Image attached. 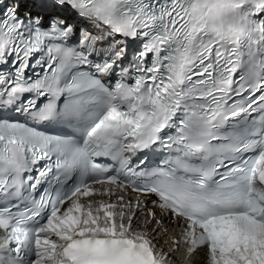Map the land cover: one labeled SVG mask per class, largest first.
<instances>
[{"label": "snow or ice", "instance_id": "1", "mask_svg": "<svg viewBox=\"0 0 264 264\" xmlns=\"http://www.w3.org/2000/svg\"><path fill=\"white\" fill-rule=\"evenodd\" d=\"M24 4L0 0V264H264V0Z\"/></svg>", "mask_w": 264, "mask_h": 264}]
</instances>
